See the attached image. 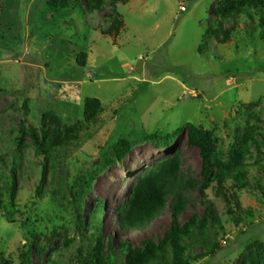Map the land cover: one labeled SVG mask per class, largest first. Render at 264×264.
I'll return each instance as SVG.
<instances>
[{
  "label": "rangeland",
  "instance_id": "374dc122",
  "mask_svg": "<svg viewBox=\"0 0 264 264\" xmlns=\"http://www.w3.org/2000/svg\"><path fill=\"white\" fill-rule=\"evenodd\" d=\"M50 1L0 0V202L14 217L9 223L0 214V264H22L26 255L30 264H90L99 223L105 264H125L122 242L138 247L151 239L157 246L173 224L200 218L209 204L216 222L181 241L185 262L251 264L264 256L258 18L223 17L231 0H63L58 11ZM90 98L100 110L86 122ZM188 124L214 140L206 199L198 150L186 132L164 148L146 138ZM120 139L133 142L132 150L106 164ZM243 144L245 184L237 205H228L214 177ZM171 157L180 169L175 194L137 229H125L136 181ZM171 260L168 246L151 264Z\"/></svg>",
  "mask_w": 264,
  "mask_h": 264
},
{
  "label": "trees",
  "instance_id": "16d2710c",
  "mask_svg": "<svg viewBox=\"0 0 264 264\" xmlns=\"http://www.w3.org/2000/svg\"><path fill=\"white\" fill-rule=\"evenodd\" d=\"M48 6L52 11H58L64 6V1L51 0ZM239 13H245L249 18H258L259 25L264 28V0H231L221 11L223 17ZM115 34L117 35L118 31H115ZM77 62L80 64V67H83L84 55H81L77 59ZM99 110L100 103L97 99H87L83 113L84 121H92ZM183 131L186 132V143L198 150L201 162L200 175L204 180L199 186V193L203 199H206L205 191L209 188L208 181L212 178L211 169L214 147L212 132L188 124L184 128H178L172 134L162 137L149 135L146 138L154 147L164 148L171 146L177 135ZM29 134L38 146L40 152L45 153L47 149L40 147L41 145L34 128H29ZM132 148L133 142L127 139L118 140L112 147L113 157L107 159L105 161L106 164L121 162ZM244 151V144L238 149H231L228 152L227 159L221 164L220 171L214 177L216 184L220 187L222 186L223 197L228 205H231V202L237 205L238 193L243 189L245 184V174L240 171ZM179 179V163L175 157L162 161L145 176L139 178L131 191L126 212L121 220L122 226L128 230L137 229L140 224L153 217L163 208L165 197L169 194H175ZM8 199L9 207L14 208L16 199L14 179L11 181V190ZM209 205L210 207L204 210L200 218L192 215L181 226L173 224L157 246L151 239L142 241L138 247H133L131 244L122 242L120 246L127 252L125 264H151L155 259L156 252L162 251L168 246L172 254L171 264H188L183 260V248L180 243L184 238H190L193 228L203 230L208 226L209 222L212 224L216 222L212 215L211 204ZM0 214L7 222L11 223L14 221L13 215L6 213L5 207L1 202ZM101 233V225L99 223L98 229H96L95 235L93 236L94 245L90 258L88 259L90 264H105V259L102 255L103 241ZM262 262H264V256H261L251 264H261ZM22 264H30L27 255L26 261H23ZM82 264L88 263L84 262Z\"/></svg>",
  "mask_w": 264,
  "mask_h": 264
},
{
  "label": "built area",
  "instance_id": "2783aa9c",
  "mask_svg": "<svg viewBox=\"0 0 264 264\" xmlns=\"http://www.w3.org/2000/svg\"><path fill=\"white\" fill-rule=\"evenodd\" d=\"M180 10H181L182 12H184V11H185V8H184V7H181Z\"/></svg>",
  "mask_w": 264,
  "mask_h": 264
}]
</instances>
